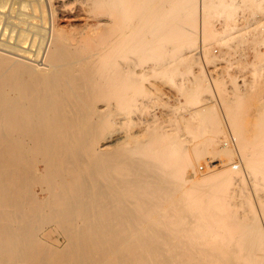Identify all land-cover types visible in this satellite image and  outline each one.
I'll list each match as a JSON object with an SVG mask.
<instances>
[{
  "label": "bare ground",
  "instance_id": "obj_1",
  "mask_svg": "<svg viewBox=\"0 0 264 264\" xmlns=\"http://www.w3.org/2000/svg\"><path fill=\"white\" fill-rule=\"evenodd\" d=\"M263 1L0 0V264H264L261 73L225 127L189 65L190 27L264 37ZM156 80L192 120L157 121Z\"/></svg>",
  "mask_w": 264,
  "mask_h": 264
},
{
  "label": "rangeland",
  "instance_id": "obj_2",
  "mask_svg": "<svg viewBox=\"0 0 264 264\" xmlns=\"http://www.w3.org/2000/svg\"><path fill=\"white\" fill-rule=\"evenodd\" d=\"M75 1V0H73ZM208 1V0H207ZM260 1V0H259ZM199 4V3H198ZM264 4V1H263ZM200 6L198 5L197 9L199 10ZM240 19V21H239ZM225 21V22H224ZM226 18L224 15L216 16L214 15L210 19V26L217 34L216 39L203 41L200 39V29L190 27L195 35V50L191 52V56H189V65L191 67V73L193 75H203L204 78L208 82L209 90H204L203 92V102H208L213 104L219 112V117L222 121V124L226 127L225 123V109L222 104V99L224 96V91H227L230 82L237 81V84H240V81H245L246 83H250L254 80V74L256 67L258 68V72L261 74L258 76L260 79V84H262V89L260 92L255 94L250 100V109H247V120H253L255 117V105L260 101L261 95H264V45L260 44L261 41L264 40V37L259 35H252V32L247 34L244 38L240 36L238 33H235L228 39L225 34H222V30H225L228 22H226ZM242 20L238 16V24L241 25ZM225 28V29H224ZM7 29V33H10V30ZM3 32V29H0ZM197 34V35H196ZM198 36V37H197ZM225 36V38H224ZM258 36V37H257ZM221 37V38H220ZM223 37V38H222ZM226 40V41H225ZM204 43V46H203ZM214 49L217 52H214ZM261 51V54L260 52ZM263 54V55H262ZM263 66L260 70L259 67ZM180 71H186L185 65L181 64L179 66ZM230 76V77H229ZM262 77V78H261ZM234 78V80H233ZM263 82V83H262ZM156 84L158 85V89H160L161 100L153 99L151 102L147 103L150 106L157 107L155 109V114L157 115V121L161 124H169L173 113H183L185 118L192 120L191 115L188 111L183 110V107L186 109V102L184 96H181L179 91L168 84L167 82H163L160 80H156ZM188 85V82H187ZM212 92V93H211ZM153 102V103H152ZM167 104V105H166ZM182 104V105H181ZM171 105V106H170ZM175 106H178V109H173ZM150 108V107H149ZM146 116L142 115L140 117H144L146 120H150L151 112L144 113ZM224 115V116H223ZM148 117V118H147ZM163 122V123H162ZM227 131V128H226ZM248 136H253L251 130L247 132ZM221 139L223 135H218ZM217 159H222V157H216ZM215 164L220 163L218 161H213ZM213 162L209 163H201L204 164L206 170L208 169V164L211 166ZM212 163V164H211ZM200 164V163H198ZM202 165V164H201ZM198 166V165H197ZM57 235L54 234L55 238Z\"/></svg>",
  "mask_w": 264,
  "mask_h": 264
},
{
  "label": "built area",
  "instance_id": "obj_3",
  "mask_svg": "<svg viewBox=\"0 0 264 264\" xmlns=\"http://www.w3.org/2000/svg\"><path fill=\"white\" fill-rule=\"evenodd\" d=\"M214 52L216 53V52H217V50H216V49H214Z\"/></svg>",
  "mask_w": 264,
  "mask_h": 264
}]
</instances>
